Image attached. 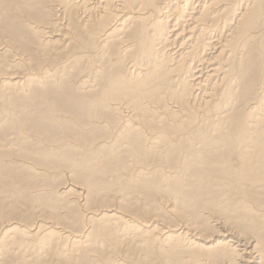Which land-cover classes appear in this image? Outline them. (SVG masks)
<instances>
[{"label": "bare ground", "instance_id": "obj_1", "mask_svg": "<svg viewBox=\"0 0 264 264\" xmlns=\"http://www.w3.org/2000/svg\"><path fill=\"white\" fill-rule=\"evenodd\" d=\"M0 264H264V0H0Z\"/></svg>", "mask_w": 264, "mask_h": 264}]
</instances>
